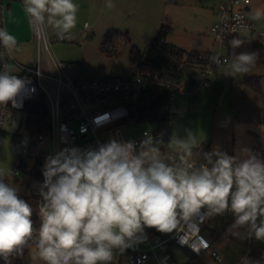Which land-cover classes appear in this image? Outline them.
<instances>
[{
    "label": "clouds",
    "instance_id": "obj_1",
    "mask_svg": "<svg viewBox=\"0 0 264 264\" xmlns=\"http://www.w3.org/2000/svg\"><path fill=\"white\" fill-rule=\"evenodd\" d=\"M23 6L38 33H46L50 27L57 39H73L79 12L75 0H23ZM104 6L111 10L115 4L106 0ZM247 18L264 19V9L250 10ZM242 27L246 32L247 26ZM244 43L238 36L228 42L231 62L222 60L219 52L209 60L224 63L226 75L247 74L259 53L237 54L235 49ZM0 47L8 55L22 50L6 28H0ZM26 83L12 65L3 62L0 104L19 107L17 97ZM162 143L145 138L137 149L133 141L110 138L95 148L70 147L48 156L38 193V228L19 185L7 179L19 173L0 170V258L12 264L13 258H22L25 249L34 245L29 264H112L115 251L122 253L133 243L143 242L145 228L171 233L178 231L181 221L226 212L235 217L230 226L233 237L264 241V158L249 148L229 155L217 146L210 152L200 151L204 162L197 164L192 157L200 141L189 132L185 139L172 137L169 141L167 146L175 148L179 159L168 163L160 149ZM201 247H209L203 238ZM200 249L193 251L199 253ZM241 264H264V256L258 260L242 257Z\"/></svg>",
    "mask_w": 264,
    "mask_h": 264
},
{
    "label": "built area",
    "instance_id": "obj_2",
    "mask_svg": "<svg viewBox=\"0 0 264 264\" xmlns=\"http://www.w3.org/2000/svg\"><path fill=\"white\" fill-rule=\"evenodd\" d=\"M21 3L23 0H0V28H5V13L12 3ZM249 5L245 0H225L217 3L215 7L216 23L210 28V34L218 43V49H225V39L229 36L245 32L242 26H247V33L255 34L254 23L249 20ZM237 16L244 17L238 21ZM87 27V23L84 25ZM33 29V41L36 47L35 63L32 66L24 65L15 60L13 55H8L3 47H0V65L6 62L13 66L14 72L27 83L25 89L17 97L19 107L0 104V138L5 134L12 113H22L26 104L30 101L42 100L47 105V123L44 127L45 133L37 136V146H27L12 137L11 144L16 150L17 160L11 171L19 175L8 176L7 179L18 180L27 178L28 194H22L36 204L37 211L32 216L34 227L40 224L39 211V188L43 180H32L28 173H23L19 167L20 161H26L27 170L34 168L42 173L45 160L50 155L70 147L82 150L95 148L98 144L106 143L110 138L121 141L135 142L137 149L145 139L153 138L155 141H163L160 149L168 163H177L178 154L168 147L171 135L172 119L183 115V110L175 107L174 101L180 96H192L197 92L209 87L217 77V70L225 66L213 64L210 60L200 67L199 77L184 84L180 77H174L168 73L158 72L153 74H137L132 70L131 75L125 78H102L79 80L73 77L74 67L61 63L53 54V46L62 44L66 40L52 38L46 33H38ZM107 54L114 51V43L105 47ZM227 60L222 57V60ZM222 81V92L236 87L229 77L220 76ZM151 88H160L167 93L168 100L164 107L166 120L160 123H151L153 128L134 132L133 122L128 120V106L135 104L148 95ZM97 118H103L97 123ZM133 132L132 137L130 134ZM18 134V133H15ZM14 136V135H13ZM47 146L50 153L45 154L43 147ZM262 157L261 149L255 146L251 149ZM202 147L194 150L193 161L197 164L203 163ZM210 152V151H209ZM206 209H201L203 213ZM227 224H233L235 217L226 212ZM209 218L200 220L194 218L188 222L181 221L178 231L161 233L154 228H145L143 242L133 243L125 249V258L122 264H176L172 251L177 248L189 252L194 256L207 254L214 262L221 263V257L217 251L212 249L209 237L205 234ZM208 242V248L201 247V239ZM230 234L223 235L221 245L230 241ZM258 242L255 238H247L244 257L258 260L264 253L255 249ZM201 248L199 253L193 251ZM36 250L32 245L25 251ZM118 257V250L117 256ZM116 261V260H115Z\"/></svg>",
    "mask_w": 264,
    "mask_h": 264
},
{
    "label": "rangeland",
    "instance_id": "obj_3",
    "mask_svg": "<svg viewBox=\"0 0 264 264\" xmlns=\"http://www.w3.org/2000/svg\"><path fill=\"white\" fill-rule=\"evenodd\" d=\"M216 1L220 0H113L115 7L109 10L104 6L106 0H75L79 5V12L77 26L73 29V39L54 45L53 54L61 63L74 67L73 77L76 79L125 78L130 76L132 72L128 58L130 49L136 47L140 51H144L160 26L167 25L170 27V31L166 41L184 52L197 54L200 57L219 52L222 57H225L226 50L218 49V43L210 34V28L217 21L215 8H213ZM248 8L249 11L255 8L264 9V0H251ZM84 23L89 25L85 38L81 36L82 32L80 31ZM253 23L255 35L260 36L264 44V19L253 21ZM110 31L127 33L130 41L119 42V38H115L116 52L106 54L102 48L103 38ZM46 32L51 38L55 36L50 27ZM249 35L250 33L247 32L238 34L241 38H247ZM20 45H22V50L13 54V57L21 64L32 66L35 54L34 43ZM228 61L231 62V60ZM191 73V69H185L180 76L181 81L188 79ZM250 75L260 76V87L264 88V66L255 69ZM230 77L231 80L242 83L241 76L236 75L233 78L230 75ZM220 84L217 83L221 87L222 84ZM211 85L209 87L213 89L215 86ZM200 96L201 94L198 95V97ZM189 99L178 98L176 101ZM215 101L214 98L213 102ZM211 105V102L206 103L204 96H202L196 107L199 112L197 120L185 121L184 119L189 114L187 110L182 117H174L170 140L172 137L185 139L189 132L193 134L202 132V129L206 127V114L211 112ZM14 124L15 127H13ZM133 127L134 132H137L151 129L153 124L134 123ZM4 130L5 136L0 138V170L7 172L13 168L17 160L16 150L11 144V139L15 133L24 135L21 113H12ZM132 135L133 132L130 136L132 137ZM170 149L175 150L174 147ZM43 150L45 154L50 153L47 146H44ZM11 180L14 184L19 185L20 195L28 194L26 177L18 180L9 179V181ZM226 221L225 215L210 217L205 231L207 236L216 235L217 238L212 249L217 251L222 262H214L207 254H204L198 257L201 264H238L239 257L243 255V238L220 246L223 239L222 222ZM255 249L264 252V241L255 245ZM35 251L29 250L24 253L22 258H13L12 264H16V260H19L20 264H29L30 255ZM124 252L125 250L122 253L118 251V257L112 264H122L125 258ZM172 254L176 264H186L189 259L186 252L177 248L173 249Z\"/></svg>",
    "mask_w": 264,
    "mask_h": 264
},
{
    "label": "trees",
    "instance_id": "obj_4",
    "mask_svg": "<svg viewBox=\"0 0 264 264\" xmlns=\"http://www.w3.org/2000/svg\"><path fill=\"white\" fill-rule=\"evenodd\" d=\"M170 27L161 25L156 35L150 40V43L144 51H140L136 47H132L129 51L128 58L131 68L137 74H153L158 72L168 73L174 77H180L185 68L190 65L203 66L209 61V55L206 58L199 59L197 54H188L182 49L168 43L166 41ZM238 35L229 36L225 39L226 58L232 60V49L228 42ZM239 37V36H238ZM115 38H119V42H129L127 33H119L115 31L107 32L103 38V51L110 43H114V52H116ZM241 38V37H240ZM245 40L244 45L235 49L236 53L240 52H257L259 59L247 74H238L242 77V86L246 90L260 94L259 77L250 75L255 69L264 66V46L260 36L250 34ZM107 54V53H106ZM234 78V77H233ZM167 93L160 88H151L148 95L135 104L128 106V120L133 123H160L166 120L164 107L167 104ZM22 126L24 135L14 134L13 138L18 139L20 143H25L27 146H37L36 138L45 133V125L47 123V105L42 100L30 101L26 104V109L21 113ZM5 136V134H4ZM202 152H209V149L202 146ZM26 161H20L19 167L23 173H28L32 180H44L43 174L37 172L34 168L27 170ZM32 207L33 213L37 211V207L33 199L21 196ZM231 224L224 225V234H230L231 239H236L231 235ZM242 231V230H241ZM26 252V251H25ZM24 252V253H25ZM189 259L186 264H201L197 256L187 252ZM261 256L258 258L260 259ZM0 264H5L3 259H0ZM16 264H20L16 260Z\"/></svg>",
    "mask_w": 264,
    "mask_h": 264
},
{
    "label": "crops",
    "instance_id": "obj_5",
    "mask_svg": "<svg viewBox=\"0 0 264 264\" xmlns=\"http://www.w3.org/2000/svg\"><path fill=\"white\" fill-rule=\"evenodd\" d=\"M220 1H216V3H214L213 5V8H215L217 3ZM85 24L86 23L83 24V27L80 30L82 32L81 36L84 38L86 37L87 30L89 29V25L87 24L88 26L85 27ZM5 28L10 32V34L16 36L18 43H34L32 25L30 24L29 17L24 11V6L21 3H12L7 8V11L5 13ZM213 54L214 53H210L206 56L201 57L198 56V58L203 59L208 55L211 56ZM187 68L191 69L192 73L188 77V79L183 81L184 84H187L191 80L197 79L199 77L201 69L198 65H190ZM225 70L226 67H220L217 70V77L213 80L211 85L215 86L213 87V89H211L212 87H209L197 92L192 96L177 97L174 101V105L175 107L183 110V115L185 113V110H187L189 114L184 120L190 121L198 119L199 112L196 107L198 105V101L202 99V96H204V100L206 101V103L211 102V112H207L206 114L205 129H202V132L194 133L200 141L199 147L205 146L209 149V151H212L215 147L218 146L221 151H224L229 155H235L239 149H252L253 147L258 146L261 149L262 158H264V88L260 87V94L254 93L250 90H246L242 86V83L231 80L230 75H226ZM223 75L229 77V79L234 82L236 87L230 88L227 92H222V81L220 79V76ZM258 77L260 78V76ZM218 82L221 83V87L217 85ZM200 94L201 96L198 97V95ZM178 98L190 99L176 101ZM214 98L216 99L215 102H213ZM226 224L227 221L222 222L221 232L223 235V231L225 229L224 225ZM241 232L242 235H246L244 230H242ZM208 237L213 246L217 238L216 235H209ZM235 240H240V238L230 239V241L220 246H225V244H228L229 242ZM246 242L247 238H243V255L239 257L238 264L241 262V258L244 257ZM260 242L262 241H258L255 245H258Z\"/></svg>",
    "mask_w": 264,
    "mask_h": 264
},
{
    "label": "water",
    "instance_id": "obj_6",
    "mask_svg": "<svg viewBox=\"0 0 264 264\" xmlns=\"http://www.w3.org/2000/svg\"><path fill=\"white\" fill-rule=\"evenodd\" d=\"M263 46H264V44H263ZM116 256H117V251L114 252L113 262H115Z\"/></svg>",
    "mask_w": 264,
    "mask_h": 264
}]
</instances>
